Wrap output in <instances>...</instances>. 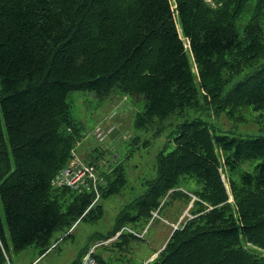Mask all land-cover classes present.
<instances>
[{
  "label": "trees",
  "instance_id": "obj_1",
  "mask_svg": "<svg viewBox=\"0 0 264 264\" xmlns=\"http://www.w3.org/2000/svg\"><path fill=\"white\" fill-rule=\"evenodd\" d=\"M251 1L0 0V264L10 249L34 245L41 256L54 233L103 215L92 184L51 185L85 135L71 114L70 92L143 99L136 129L195 108L199 94L215 113L264 109V65L223 95L244 68L264 59V0ZM248 8L239 33L236 22ZM210 131L199 118L178 125L175 148L156 156V177L104 240L151 218L165 197L188 204L194 197L191 218L148 264H264V137ZM85 148L82 158L98 168L106 151ZM98 177L99 199L126 184L121 165ZM185 177L195 187L178 190Z\"/></svg>",
  "mask_w": 264,
  "mask_h": 264
},
{
  "label": "rangeland",
  "instance_id": "obj_2",
  "mask_svg": "<svg viewBox=\"0 0 264 264\" xmlns=\"http://www.w3.org/2000/svg\"><path fill=\"white\" fill-rule=\"evenodd\" d=\"M253 4L254 0L248 6ZM250 15V8H248L237 20L236 27L239 33L243 31ZM262 65H264V59L251 67L244 68L224 87L223 95L234 84L243 80L246 75L254 73ZM192 67L197 75L195 65L192 64ZM68 102L73 118L83 125L85 132L82 141L74 148L73 158L69 164L81 162L87 165L82 158L86 152L85 147L89 150L92 147H100L106 151V154L101 156L98 168H95L96 176L98 177V171L121 165L124 169L126 184L119 194L99 199L98 177L97 184L91 188L96 192L93 203L97 202L96 204L101 206L103 211L102 217L97 222H77L68 233H54L51 244L56 246L51 247L41 256L39 249L34 245L16 253L10 249L5 264H72L86 247L89 250L93 248L94 252L108 264L151 263L167 242L170 234L191 218L190 208L194 197L189 204L184 198L165 197L159 209L153 212L151 218L145 222L127 223L108 240H104V236L112 229L117 215L144 194L147 188L146 182L156 177V156L161 151L167 154L175 148L174 138L177 135L178 125L199 118L207 123L211 129V135L229 138L264 137V109L254 111L251 106H245L232 115L227 110L215 113L200 94L195 108L185 109L182 114H173L162 120L154 118L146 129H136L133 126L135 115L143 111L145 103L143 99L121 95L115 91L105 97H98L92 92L72 91L68 95ZM109 125L114 126L112 135L106 138L104 143H97L92 136L93 129L96 126L105 128ZM222 177L224 178V175ZM224 181H226L225 178ZM83 182L84 179L81 180V183ZM195 185L193 180L185 177L181 179L178 190H188ZM226 188H228L227 185ZM229 201H232L231 196ZM121 233L125 237L121 240L117 239L118 234ZM128 234L134 238L126 236ZM116 241L122 245L116 246ZM96 244L99 245L95 248ZM85 255L86 253L83 257Z\"/></svg>",
  "mask_w": 264,
  "mask_h": 264
},
{
  "label": "built area",
  "instance_id": "obj_3",
  "mask_svg": "<svg viewBox=\"0 0 264 264\" xmlns=\"http://www.w3.org/2000/svg\"><path fill=\"white\" fill-rule=\"evenodd\" d=\"M114 131V126L109 125L107 127L96 126L92 131L93 138L99 142L104 143L106 138L112 135ZM73 156V153H72ZM84 179V182L81 183V180ZM96 173L95 167L92 165H84L81 162L73 165H68L61 169L51 181L53 188H62V187H78V186H87L92 184L96 185ZM99 244L95 245V248ZM94 249L91 248L86 255L82 258L79 264H102L98 262L94 257Z\"/></svg>",
  "mask_w": 264,
  "mask_h": 264
}]
</instances>
